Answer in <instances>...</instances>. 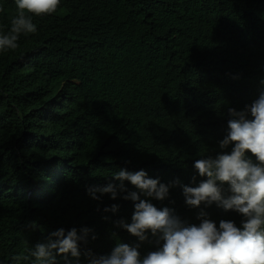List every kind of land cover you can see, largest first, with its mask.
<instances>
[{"label":"trees","instance_id":"trees-1","mask_svg":"<svg viewBox=\"0 0 264 264\" xmlns=\"http://www.w3.org/2000/svg\"><path fill=\"white\" fill-rule=\"evenodd\" d=\"M0 6L6 30L14 0ZM33 22L35 34L0 52V264L81 226L96 235L81 246L88 264L85 248L107 254L116 240H137L114 224L130 222L133 202L94 200L89 186L118 184L120 169L165 184L203 179L193 163L220 151L227 108L242 109L264 87V0H61ZM148 199L199 223L179 185ZM113 204L117 212L104 211ZM201 208L239 223L231 210Z\"/></svg>","mask_w":264,"mask_h":264},{"label":"clouds","instance_id":"clouds-1","mask_svg":"<svg viewBox=\"0 0 264 264\" xmlns=\"http://www.w3.org/2000/svg\"><path fill=\"white\" fill-rule=\"evenodd\" d=\"M60 4L61 0H14V11L6 14L9 25L6 30L0 29V52L17 49L21 34L37 32L33 18L56 13ZM4 12L0 6V13ZM260 84L264 85V79ZM227 116L225 135L218 141L220 151L193 163L195 172L203 178L196 183V176L192 177L196 186L178 179L161 183L143 169H120L112 173L118 184L110 181L86 189L94 200L109 194L112 199L119 195L132 201L130 222L121 218L114 224L137 238L132 244L116 240L107 254H94L85 248L88 264H264V87L242 109L227 108ZM124 181L137 191L128 190ZM177 185L185 204L200 209L196 215L199 223L182 219L173 208H158L148 199L163 201L170 187ZM201 204L231 210L239 215V223L233 219H219L217 223ZM118 209L119 205L113 204L104 211L115 213ZM90 239L95 240L96 235L89 227L67 231L58 228L45 241L11 259L14 264H58L57 257H62L64 264H80L81 246ZM145 242L152 248L142 253Z\"/></svg>","mask_w":264,"mask_h":264}]
</instances>
